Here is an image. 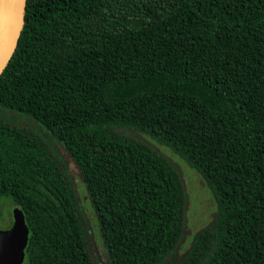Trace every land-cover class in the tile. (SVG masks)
<instances>
[{
	"label": "trees",
	"instance_id": "obj_1",
	"mask_svg": "<svg viewBox=\"0 0 264 264\" xmlns=\"http://www.w3.org/2000/svg\"><path fill=\"white\" fill-rule=\"evenodd\" d=\"M217 214L179 255L183 175ZM264 264V0H27L0 75V218L30 230L23 264Z\"/></svg>",
	"mask_w": 264,
	"mask_h": 264
},
{
	"label": "rangeland",
	"instance_id": "obj_2",
	"mask_svg": "<svg viewBox=\"0 0 264 264\" xmlns=\"http://www.w3.org/2000/svg\"><path fill=\"white\" fill-rule=\"evenodd\" d=\"M147 141L153 144L163 154L168 156L181 171L188 194V208L186 215L185 238L179 248V255L184 254L190 247L194 235L201 229L208 227L217 214V203L214 195L201 175L192 169L179 155L168 147L159 144L150 136L142 135ZM71 170L72 176L77 184L78 191L84 199V210L87 214L90 227L94 235L95 251L103 264H108V253L101 237L99 222L96 218L93 205L88 201L87 191L83 180L79 175L73 161L62 151ZM14 206L11 202H3V212L0 218V230H6L13 224Z\"/></svg>",
	"mask_w": 264,
	"mask_h": 264
},
{
	"label": "water",
	"instance_id": "obj_3",
	"mask_svg": "<svg viewBox=\"0 0 264 264\" xmlns=\"http://www.w3.org/2000/svg\"><path fill=\"white\" fill-rule=\"evenodd\" d=\"M27 0H7L4 21L0 22V75L8 64L21 36ZM30 230L25 214L19 207L13 210V224L0 230V264H23Z\"/></svg>",
	"mask_w": 264,
	"mask_h": 264
},
{
	"label": "bare ground",
	"instance_id": "obj_4",
	"mask_svg": "<svg viewBox=\"0 0 264 264\" xmlns=\"http://www.w3.org/2000/svg\"><path fill=\"white\" fill-rule=\"evenodd\" d=\"M7 0H0V22L4 21Z\"/></svg>",
	"mask_w": 264,
	"mask_h": 264
}]
</instances>
